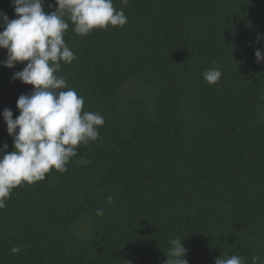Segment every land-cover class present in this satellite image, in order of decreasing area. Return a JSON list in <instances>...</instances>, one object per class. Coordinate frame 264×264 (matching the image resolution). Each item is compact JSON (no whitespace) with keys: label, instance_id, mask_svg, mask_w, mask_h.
<instances>
[{"label":"trees","instance_id":"1","mask_svg":"<svg viewBox=\"0 0 264 264\" xmlns=\"http://www.w3.org/2000/svg\"><path fill=\"white\" fill-rule=\"evenodd\" d=\"M113 6L127 16L122 29L81 37L63 17L78 59L57 75L105 124L66 173L12 190L0 209V264H166L176 238L188 264L231 255L264 264V62L255 57L264 56V0ZM56 8L44 0L45 13ZM0 12L17 18L12 0H0ZM25 66H0L8 152L2 113L16 119L18 98L33 90L13 79ZM217 67L219 86L209 85L202 74Z\"/></svg>","mask_w":264,"mask_h":264},{"label":"clouds","instance_id":"2","mask_svg":"<svg viewBox=\"0 0 264 264\" xmlns=\"http://www.w3.org/2000/svg\"><path fill=\"white\" fill-rule=\"evenodd\" d=\"M54 12L45 13L44 0H12L16 19L9 20L0 12L3 31H0V49L7 50V59L0 66L12 69L25 64L22 71L13 74L14 80L32 86V92L17 100L19 116L13 119L11 109L2 113L7 133L14 141V151L8 145L0 148V209L13 189L44 181L55 170L61 174L77 156V149L99 138V129L105 124L102 115L83 111L84 97L70 88L62 75H57L62 64L70 65L78 58L67 46L64 35L69 23L81 37L93 30H105L109 26L121 29L127 23L123 8L116 9L113 0H55ZM126 5L128 0H122ZM259 39V37H258ZM257 63L264 62L261 51L255 52ZM209 85L219 86L221 70L208 69L202 74ZM86 165V159L75 161ZM112 196L107 203L113 204ZM104 209L96 211L102 216ZM166 264H188L184 258L187 249L179 238L169 241ZM20 246L11 248L13 254L21 252ZM258 257H252L257 264ZM215 264H244L237 255L222 256Z\"/></svg>","mask_w":264,"mask_h":264}]
</instances>
